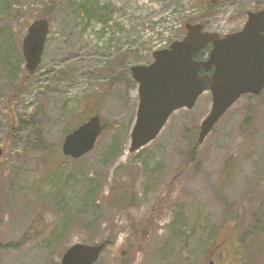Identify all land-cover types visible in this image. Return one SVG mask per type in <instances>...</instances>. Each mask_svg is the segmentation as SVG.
I'll use <instances>...</instances> for the list:
<instances>
[{
	"label": "rangeland",
	"instance_id": "1",
	"mask_svg": "<svg viewBox=\"0 0 264 264\" xmlns=\"http://www.w3.org/2000/svg\"><path fill=\"white\" fill-rule=\"evenodd\" d=\"M50 1L0 0V264H60L71 245L106 240L96 264H127L129 248L137 250L132 264H264V230L243 256L236 238L220 244L264 211V91L222 116L179 182L190 141L211 111L209 91L129 152L139 104L130 68L181 39L203 4L215 8L206 29L223 36L242 29L264 0H53L42 62L29 75L23 39ZM19 82L25 91L12 98ZM94 114L108 128L96 148L63 160L68 132ZM259 219L264 225V214ZM216 232L220 245L212 249Z\"/></svg>",
	"mask_w": 264,
	"mask_h": 264
},
{
	"label": "water",
	"instance_id": "2",
	"mask_svg": "<svg viewBox=\"0 0 264 264\" xmlns=\"http://www.w3.org/2000/svg\"><path fill=\"white\" fill-rule=\"evenodd\" d=\"M247 16L241 30L224 36L205 30L202 23H187L183 39L154 51L150 64L131 67L132 77L139 84V104L129 152H137L153 141L173 112L193 108L206 91L211 93L212 107L201 123L196 146L239 98L263 91L264 9L249 11ZM49 32L48 18H36L28 27L22 51L29 73L35 72L42 61ZM209 43L212 48L207 58H196ZM103 129L101 117L90 116L66 135L62 154L73 159L83 157L95 148ZM3 154L0 147V158ZM105 247V242L75 243L65 251L60 264H95ZM209 264L215 263L211 260Z\"/></svg>",
	"mask_w": 264,
	"mask_h": 264
},
{
	"label": "trees",
	"instance_id": "3",
	"mask_svg": "<svg viewBox=\"0 0 264 264\" xmlns=\"http://www.w3.org/2000/svg\"><path fill=\"white\" fill-rule=\"evenodd\" d=\"M54 4L55 2L53 3V0L50 1V4H49V7H46L44 8L42 11H40V13H38V15L36 16V18H42V17H48L51 16V13L53 11V8H54ZM214 5L210 4V3H205L202 5V8L204 10V12L202 14H200L199 17H195V18H191L189 19V22L191 23H196V22H201V23H204L206 25L207 23V17L210 15V13L212 11H215V8H213ZM207 11H209L207 13ZM88 14V12H87ZM30 23V22H29ZM28 23V24H29ZM211 49V45L210 44H207L206 46L203 47V49L196 55V58L198 59H202L204 58L205 56H207V54L209 53ZM20 65L18 64V66L16 68H18ZM112 67V66H111ZM110 70H112V68H110ZM113 72V71H111ZM29 74V73H28ZM30 75V74H29ZM17 88V89H16ZM15 88V94L13 95L12 98H16L17 96H19L20 94H22L24 91H25V85L22 83V82H19L18 85L16 86ZM15 121L14 119L12 120V122ZM252 113H251V110L248 111L247 115L245 116V119L243 121V127L245 129H249L251 124H252ZM21 122H24V121H21ZM107 126L105 125V130L103 131V134L106 133L107 131ZM15 130L14 126H11V131ZM196 140L195 142H193V140L190 141V149L188 151V154L186 156V161L184 163V165H182V167L179 169L178 173L176 174L175 176V180H177L179 182V180L183 177V175L185 174L184 171L187 170V168L192 164L194 163V161L197 159V156H198V149L199 147H196ZM15 143V142H14ZM27 144L28 146H33L31 145V143L29 141H27ZM50 158H51V162L53 163H57L58 160H60V153H59V149H52L51 152H50ZM63 160L64 159H67L65 157L62 158ZM187 167V168H186ZM175 180L171 182V184L169 185V190H172L174 187V185L176 184L175 183ZM264 214V211H262L260 213V215L258 216V219H257V222H255V224L249 228L246 232H244L242 235L240 236H237L236 233L234 232L233 235L229 234L228 237L224 238L223 240H221L220 244L222 246V244L224 243L223 241L227 240V239H231L232 237L236 238L237 240V243L235 244L236 247H237V244L240 245L239 246V249L238 251H240V256H243L245 253V250L249 247V243L251 241H255L256 239L259 238V234H262L263 230H264V225H263V222L259 219L261 218V216ZM152 220V218H151ZM145 229H148V227H144ZM148 230H145V234L147 233ZM143 233H141L142 235ZM216 234H212L211 237H209V245H210V248H216L217 245H220V244H217L216 245ZM107 243V246H109L110 242L109 240H106L105 241ZM252 242V243H253ZM139 247L141 245V242H139ZM9 246H12V247H15L17 246L15 243H9L8 244ZM250 247H251V244H250ZM136 252L137 250L136 249H133V248H129L127 249L126 251H123L122 253V256H124V263H127V264H132L135 260V255H136ZM222 256H224L223 253H221Z\"/></svg>",
	"mask_w": 264,
	"mask_h": 264
}]
</instances>
